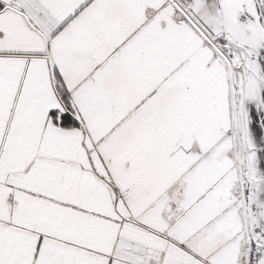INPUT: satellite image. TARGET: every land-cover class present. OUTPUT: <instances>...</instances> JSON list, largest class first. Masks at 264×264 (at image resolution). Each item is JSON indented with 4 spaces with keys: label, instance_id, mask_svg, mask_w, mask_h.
Instances as JSON below:
<instances>
[{
    "label": "snow or ice",
    "instance_id": "1",
    "mask_svg": "<svg viewBox=\"0 0 264 264\" xmlns=\"http://www.w3.org/2000/svg\"><path fill=\"white\" fill-rule=\"evenodd\" d=\"M0 264H264V0H0Z\"/></svg>",
    "mask_w": 264,
    "mask_h": 264
}]
</instances>
